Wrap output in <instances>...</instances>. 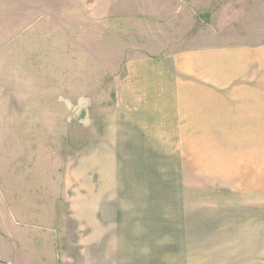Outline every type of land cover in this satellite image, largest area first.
<instances>
[{"label":"rangeland","instance_id":"rangeland-1","mask_svg":"<svg viewBox=\"0 0 264 264\" xmlns=\"http://www.w3.org/2000/svg\"><path fill=\"white\" fill-rule=\"evenodd\" d=\"M208 44L264 46V0H0V264H264V128L122 100Z\"/></svg>","mask_w":264,"mask_h":264},{"label":"crops","instance_id":"crops-1","mask_svg":"<svg viewBox=\"0 0 264 264\" xmlns=\"http://www.w3.org/2000/svg\"><path fill=\"white\" fill-rule=\"evenodd\" d=\"M121 84L123 102L142 103L165 94L173 109L178 102L181 113H194L197 127L209 126L211 116L229 128L232 112L236 130L264 128V46L208 44L160 59L131 61ZM231 103L235 109L225 110Z\"/></svg>","mask_w":264,"mask_h":264}]
</instances>
